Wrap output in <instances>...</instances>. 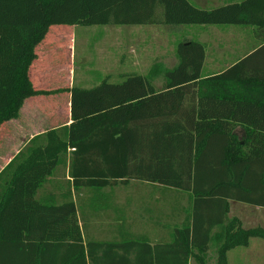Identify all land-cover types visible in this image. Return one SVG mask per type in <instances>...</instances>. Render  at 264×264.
Returning <instances> with one entry per match:
<instances>
[{
	"label": "trees",
	"instance_id": "obj_1",
	"mask_svg": "<svg viewBox=\"0 0 264 264\" xmlns=\"http://www.w3.org/2000/svg\"><path fill=\"white\" fill-rule=\"evenodd\" d=\"M261 3L207 10L189 0H0V135L28 99L71 95V123L34 137L0 172V264H229V252L264 241L263 226L230 216L231 201L264 208V63L205 76L206 46L192 39L177 45L174 67L156 60L120 83L38 91L30 77L56 28L241 26L264 43ZM192 86L194 136L170 139V129L183 130L177 120ZM215 141L221 157L196 180L203 187L168 179L173 150L203 166ZM67 167L70 179L55 180Z\"/></svg>",
	"mask_w": 264,
	"mask_h": 264
},
{
	"label": "rangeland",
	"instance_id": "obj_2",
	"mask_svg": "<svg viewBox=\"0 0 264 264\" xmlns=\"http://www.w3.org/2000/svg\"><path fill=\"white\" fill-rule=\"evenodd\" d=\"M194 5L212 10L217 7L228 5L242 0H189ZM256 19L264 23V4L261 3L260 7L256 10ZM241 26H174V25H144V26H91V27H76L73 31V46L68 38L67 41L62 43V46L56 47L54 53L51 56L52 61L55 63V67L64 73L56 75L54 72L50 75L48 84H52L54 80L63 78L60 84L67 82L66 77L69 73L70 62L75 71L74 85L91 88L98 80H83L84 75L87 73V68L96 71H106L111 69L115 73H135L133 71L132 61L134 57L143 58L142 63H153L158 59L164 58L169 65H173L176 62L174 51L177 45L186 41V37L193 36L194 40L200 41L205 44L207 48L209 65L212 61V57L216 54L211 52L213 39L206 36H194L200 35L199 31L203 29H209L210 31L218 30H241ZM55 30V29H52ZM216 39V38H215ZM60 43V45H61ZM70 49H73L72 55ZM264 49V47H263ZM250 50V49H249ZM261 50V49H260ZM260 50H258L254 58L259 56ZM220 53V52H219ZM45 55L40 53V61H44ZM221 56V54H219ZM249 71H253L254 64L249 63ZM171 67V66H170ZM204 68H206L204 66ZM142 72V71H141ZM140 74L139 71H137ZM144 73V72H142ZM127 74V75H128ZM222 74V73H220ZM124 80L122 77L114 76L113 83H120ZM160 87V86H159ZM188 100L185 106V116L178 119L177 122L183 126L182 131H177L174 128L169 130L168 138H177L178 135L185 134L187 138H193L192 125L195 115V87L188 88ZM15 121V120H13ZM16 124V123H15ZM15 132L17 126L13 123ZM181 132V133H180ZM240 139H243L244 132L242 129L236 131ZM219 141H215L211 144L207 155L203 159V166L194 163L193 159L186 160L184 155L177 148L172 151L173 157L171 158L170 165H168L167 174L169 180H181L179 184L183 189L188 191L196 190L197 181L204 180L207 176L209 169L214 172L217 169L219 160L221 157V147L218 145ZM192 156V155H191ZM158 163L156 165V171L159 172ZM164 173V170H163ZM192 173V174H191ZM189 174L194 175L190 177ZM189 192H186L188 196ZM187 196H182V204L185 207H189V200ZM204 202V201H202ZM237 202L233 207V213L231 215L238 216L244 219L246 227L263 225L264 226V210L259 213H252L245 211L241 206H247L239 204ZM177 204V203H176ZM200 206H203L202 203ZM169 212V223L174 224L175 219L171 218V210ZM167 224V222H162ZM251 254H250V253ZM248 254V255H247ZM213 256V255H212ZM229 264H264V241L261 239H252L250 248L239 247L228 254ZM252 258V261H251ZM192 264H197L192 261ZM209 264H215V258L209 262Z\"/></svg>",
	"mask_w": 264,
	"mask_h": 264
},
{
	"label": "crops",
	"instance_id": "obj_3",
	"mask_svg": "<svg viewBox=\"0 0 264 264\" xmlns=\"http://www.w3.org/2000/svg\"><path fill=\"white\" fill-rule=\"evenodd\" d=\"M66 29V28H65ZM62 30V28H56V30L48 36L45 42L40 47V51L45 55L43 57V62L40 61V56L34 63L31 68L30 77L33 83V86L38 91H52L62 88H70L74 85L75 71L70 62V68L68 69L69 73L67 74L64 84H60L63 81V78L59 80H54L52 84H48L50 80V75L54 72L56 75H62L64 72L58 70L55 65L50 62L51 59V48L56 45L53 42L60 39L67 41L68 38L71 40V46H73V31ZM200 35L194 36H206L207 38L213 39L214 46L211 49V52L216 54L212 57V61L209 65L207 48H206V60L203 70L205 76L215 75L223 73L227 70H230L239 62L246 60L248 63L263 64L264 55L257 56L254 58L255 53L264 47V43L257 39L252 31L249 30H218L210 31L209 29H203L199 31ZM186 40H192L194 37L189 35L186 37ZM216 38V39H215ZM250 49V50H249ZM71 55L73 49H70ZM220 52V53H219ZM221 54V56H219ZM39 55V54H38ZM175 55V51H174ZM143 58L134 57L132 61L133 71L137 73L140 72V75H145L153 65V63L143 64ZM176 59V56H175ZM163 62L167 67L172 68L177 64L176 62L173 65H169L164 58L158 59ZM171 66V67H170ZM259 66V65H258ZM87 73L84 75L83 80H112L114 76H119L120 78L128 73H115L111 69L106 71H96L90 70L87 68ZM144 73H142V72ZM130 74V73H129ZM138 74V73H137ZM13 123L16 125L17 131L13 128ZM16 123V124H15ZM71 123V95L69 93H60L50 96H37L28 99L23 108L21 109L20 116L15 121H10L5 124L3 127V132L0 135V172L7 166L10 161L22 150L28 143L36 136L47 133L50 130L58 129L61 127L68 126ZM65 177H56L55 180H64L68 181L70 178L68 176V167L65 171ZM150 185V184H149ZM154 185V184H153ZM159 186V184H156ZM50 189V186H48ZM138 190V189H136ZM140 190V189H139ZM237 202L231 201V213H233V207ZM245 211H250L253 214L259 213L264 210L263 207L253 206L246 203H239ZM238 217V216H237ZM244 226L246 224L244 219L239 217ZM259 226V225H256ZM263 226V225H260ZM255 227L247 226L246 228ZM264 227V226H263ZM251 245V244H250ZM250 246L248 247V249ZM250 253V252H249ZM251 254V253H250ZM248 255V254H247ZM252 261V258H251Z\"/></svg>",
	"mask_w": 264,
	"mask_h": 264
}]
</instances>
